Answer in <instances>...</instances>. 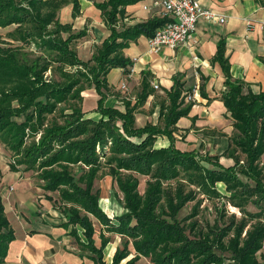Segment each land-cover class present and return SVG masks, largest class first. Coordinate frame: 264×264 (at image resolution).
I'll use <instances>...</instances> for the list:
<instances>
[{
	"label": "trees",
	"instance_id": "1",
	"mask_svg": "<svg viewBox=\"0 0 264 264\" xmlns=\"http://www.w3.org/2000/svg\"><path fill=\"white\" fill-rule=\"evenodd\" d=\"M66 1L0 0V28L12 26L6 32L11 42H0V141L17 156V163L37 172L44 191L58 193V208L65 219L62 225H71L70 234L91 253L94 264H136L140 256L148 257L151 264H264L256 255L260 251L264 259V171L260 165L264 88L258 93L245 91L244 83L232 78L223 56V40L219 41L215 58L224 73L221 99L233 120L229 144L233 146L229 152L233 163L225 165L216 155L182 150L175 145L173 132L177 120L187 115L193 104V100H186L185 92L192 93V88H185V81L175 77L165 91L158 123L135 124L136 109L153 91L146 76L135 102L125 101L124 110L104 105L108 71L121 67L128 72L132 65L123 49L140 35L152 36L169 19L158 15L117 28L118 16L124 14L122 6L136 0L95 2L109 34L88 60H82L71 42L86 31L73 32L70 23L58 19V10ZM71 1L78 11L77 0ZM25 45L39 51L38 55H27ZM53 62L58 79L45 75ZM91 86L99 95L95 108L100 113L98 119L86 117L81 106L82 91ZM62 103L68 106L58 109ZM57 109L58 118L47 117ZM158 135L166 136L169 144L156 147ZM11 168L16 170L13 165ZM102 172L116 182L128 209L114 221L99 207V191L93 187ZM138 175L147 176L142 194ZM172 180L178 181L168 184ZM216 182L225 185V193L216 189ZM198 193L225 197L239 209L241 217L230 214L222 220L224 213L217 207L218 217L212 225L198 228L193 221L190 229L198 228L197 233L188 235L176 215L195 200L188 216H196ZM249 204L256 211L248 210ZM90 216L107 232L125 238L110 263L103 254L109 237L100 232L96 244ZM13 239L0 194V262ZM130 245L135 256L122 262L131 252Z\"/></svg>",
	"mask_w": 264,
	"mask_h": 264
},
{
	"label": "crops",
	"instance_id": "2",
	"mask_svg": "<svg viewBox=\"0 0 264 264\" xmlns=\"http://www.w3.org/2000/svg\"><path fill=\"white\" fill-rule=\"evenodd\" d=\"M100 1L103 0H77L79 10L75 11L73 2L67 0L58 10L60 22L70 23L73 32L81 29L86 31L85 35L71 42L78 41L76 54L82 60H88L95 50L94 47L100 45L109 34L101 10L95 5V2ZM199 1L223 15L225 20L217 22L200 18L187 42L176 47L160 45L152 48L145 35L130 41L123 53L132 60V65L128 72H124L121 67L108 71L106 81L109 90L104 105L124 110L125 101H130L131 104L135 102L142 77L146 76L153 91L149 93L144 104L136 109L135 124L143 126L147 122L158 123V101L165 99V91L171 88L174 78L177 77L185 81V88L193 90L197 86V89L194 91L195 98L188 114L181 116L176 122L174 137L177 132H183L186 134L185 138H194L195 130H202L205 126L217 131L206 132V135L213 134L208 138L226 142L227 135H230L233 128V120L221 99L225 85L221 63L215 58L217 45L223 40V56L229 63L230 74L232 78L244 83L245 91L250 89L258 93L263 90L264 0ZM122 8L124 14L118 16L117 28L159 15L156 0H136ZM132 67L134 71L131 72ZM154 82L158 84V88L153 87ZM122 83L125 84L124 88L121 87ZM82 96L85 116L98 119L100 113L95 108L99 95L95 88L91 86L84 89ZM155 144L156 147L167 146L169 140L164 135H158ZM1 183L2 180L0 194L14 239L9 242L0 264H94L91 253L82 249L70 234L71 225H62L65 221L62 215H31L38 219L36 229L30 226V218L24 215L21 219L14 216L15 211L23 210L26 201L15 199L6 202L10 194L6 193L4 200ZM26 207L29 212L35 213L37 210L32 203ZM13 222L22 224L20 235L15 232Z\"/></svg>",
	"mask_w": 264,
	"mask_h": 264
},
{
	"label": "rangeland",
	"instance_id": "3",
	"mask_svg": "<svg viewBox=\"0 0 264 264\" xmlns=\"http://www.w3.org/2000/svg\"><path fill=\"white\" fill-rule=\"evenodd\" d=\"M62 15V14H60ZM63 17V15H62ZM12 26L0 28V42H11V40L6 36V32L10 30ZM78 41H75L71 43V48H73L77 52V44ZM95 49V47H94ZM23 51L29 55L30 57H34L35 55H38L39 51L34 49L32 46L25 45L23 46ZM94 51V50H93ZM45 75L47 76H53L56 79L59 78L58 71L55 69V62L52 63V70H47L45 72ZM164 98H162L163 100ZM158 101V100H157ZM160 99L158 103H160ZM68 106V103H62L58 106L59 108H66ZM81 106H83V102H81ZM51 115L48 114L47 117H57L58 118V112L59 110ZM151 120L152 117H151ZM217 132L215 129H207L205 126L202 130H195L194 132V138H185L186 134L183 132L178 133L177 136H175V143L182 149L186 150H194L198 152L199 155H204L205 153L209 155H216L219 159V161L225 165L233 163V160L230 158L229 152L232 150V145L230 144V137L233 134L234 130L233 128L230 130V135H227L226 142H220V141H213L212 138H208L210 135H206V132ZM218 135L219 132H218ZM39 133L36 136V140L38 139ZM156 145V144H155ZM228 147V148H227ZM242 158V157H241ZM17 156L9 149L7 145L2 143L0 141V181L1 183V191L4 194V200H6V193H9L10 196L6 200L13 201L15 199H22L26 201L23 207V210L15 211L14 216L21 217L24 215L29 219V224L33 228H38V219L34 216H38L39 214L43 213L46 215V213H55L57 215H62L60 213V210L58 208L59 206V197L58 193L50 192V191H44L41 187V180L39 179L37 172L34 169H25L24 164H20L16 162ZM205 165L211 167V164L203 162ZM12 165L15 167L16 170H13L11 167ZM260 165L263 168L264 171V153L262 154L260 158ZM76 168H74L75 170ZM99 174L96 179L94 180L93 187L94 189H98L99 191V199L98 204L99 207L106 213V215L111 219V221H114L116 216H120L123 213L127 212L128 209L123 204V196L120 190L118 189L116 182L112 179L110 175L107 174ZM12 178L11 180H8V178ZM242 177V176H241ZM139 183H138V191L140 194H142L146 187V181L147 176L146 175H138ZM243 179H245L243 177ZM179 180V179H178ZM178 180H172L168 181V184L175 185V183ZM225 185L222 182H216L215 187L218 189L221 193H225ZM197 199H200L199 204V212L196 216L189 217V213L191 211V208L194 201L187 202L177 213L176 219L179 221L181 225L185 226V231L188 235L192 236L196 233L194 232L199 227H202L205 229L206 225L210 224L212 225L214 221L218 217L217 213V207L222 210L223 216L222 220L225 218L228 219L230 214H235L236 217H241V212L238 208L232 206L230 203H228L225 199V197H216L213 195L198 193ZM30 203L34 204L35 208L37 209L35 213L29 212L26 205H29ZM247 209L250 211H256V207L252 204H249L247 206ZM165 216V215H163ZM32 217V218H31ZM63 217V215H62ZM91 220L93 222V226L95 229L94 232V238L97 245H99L100 238L99 233L103 232L105 235L109 237V242L105 246L103 250L104 254V260L107 263H110L112 259V255L117 247L121 246L122 242L125 240L124 236L118 234V233H110L107 232L106 228L100 224V222L93 216H90ZM167 217V216H165ZM64 218V217H63ZM221 219L218 221V224H222ZM193 221H197L198 228L195 230L190 229L191 223ZM15 232L17 235L21 234L22 224L13 222ZM195 226V223L193 224ZM80 230V228H79ZM245 234V230L242 233V236ZM131 252L130 254L122 260V262H125L126 260L132 258L135 256L134 250L132 249L131 245L129 246ZM218 253L220 250H216ZM261 251H264V244ZM260 251H257V257L260 261H263L264 259L260 257ZM227 255V254H224ZM136 264H151L148 257L140 256Z\"/></svg>",
	"mask_w": 264,
	"mask_h": 264
},
{
	"label": "built area",
	"instance_id": "4",
	"mask_svg": "<svg viewBox=\"0 0 264 264\" xmlns=\"http://www.w3.org/2000/svg\"><path fill=\"white\" fill-rule=\"evenodd\" d=\"M156 3L159 5V15L169 20L148 37L149 46L152 48L160 45L176 47L186 43L200 18L217 22L225 20L223 15L202 5L199 0H156ZM130 71H134V68ZM121 87L124 88L125 84L122 83ZM153 87L158 88V84L154 82ZM196 89L197 86H194L192 93L187 94L186 100H194Z\"/></svg>",
	"mask_w": 264,
	"mask_h": 264
}]
</instances>
